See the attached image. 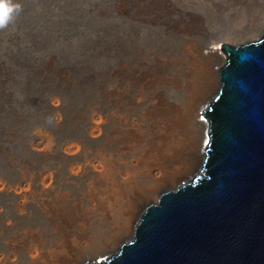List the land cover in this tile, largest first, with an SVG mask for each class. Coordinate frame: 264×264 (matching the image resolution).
I'll return each mask as SVG.
<instances>
[{
    "label": "rangeland",
    "instance_id": "obj_1",
    "mask_svg": "<svg viewBox=\"0 0 264 264\" xmlns=\"http://www.w3.org/2000/svg\"><path fill=\"white\" fill-rule=\"evenodd\" d=\"M13 2L22 11L0 30V264H35L39 246L66 252L69 237L46 210L49 203H58L60 216L98 205L89 213L91 263L109 252L107 259L133 236L115 250L120 220L104 212L105 192L114 184L125 188L120 174L146 162L160 133L155 96L183 101L204 82L207 62L214 100L227 59L222 45L261 38L264 0ZM209 102L198 107L201 118ZM48 135L54 145L44 149ZM102 163L113 170L109 181ZM138 177L139 210L141 198L157 202L158 185L149 172ZM164 178L173 182L170 172Z\"/></svg>",
    "mask_w": 264,
    "mask_h": 264
},
{
    "label": "water",
    "instance_id": "obj_2",
    "mask_svg": "<svg viewBox=\"0 0 264 264\" xmlns=\"http://www.w3.org/2000/svg\"><path fill=\"white\" fill-rule=\"evenodd\" d=\"M222 48L198 174L147 205L133 237L93 264H264V30Z\"/></svg>",
    "mask_w": 264,
    "mask_h": 264
},
{
    "label": "bare ground",
    "instance_id": "obj_3",
    "mask_svg": "<svg viewBox=\"0 0 264 264\" xmlns=\"http://www.w3.org/2000/svg\"><path fill=\"white\" fill-rule=\"evenodd\" d=\"M201 68V72H203V77L201 78H205L204 82L199 83L195 88L188 89L186 99H183V101L171 102L162 94L155 96L153 105H158L159 115H154L152 118L153 122H157L158 118L161 119L159 123L160 133L152 139L151 147L147 150L148 152L145 156L147 157L146 162H141L142 164L133 163L130 170L120 174L123 183L125 184V188L118 184H114L112 188L105 192V196L108 198L107 200H103V204L105 205L103 208L104 212H107L109 215L117 214L120 220V226L118 229L122 238L117 242L115 250L118 249L123 242L133 236L135 228L139 222L138 220L136 224V220L139 218V215L143 213L147 204H149V199L151 198L150 196L141 198V207L138 210L139 204L135 202L140 199L142 194L141 183L138 182L137 179L138 176H144V174H148V172L152 174L158 185L155 194H157L156 196L159 199L160 194L163 191L168 190V187H171L169 185H172L173 187L176 185V182L180 183L181 180L185 179L186 182H188V177L198 174V170L202 167L204 162L202 150L203 146L208 142L207 138L209 132L207 133L205 128L208 120L206 117L201 118L199 114L200 109L198 107L205 105L208 101L211 102L212 97L216 94L217 88L214 87L216 86L215 84L213 85V81H215L214 78L210 77L214 70L210 68V65L207 64V62L203 64ZM213 73L215 74V72ZM196 110L198 113H196ZM99 127L100 122L98 120L95 122L93 129L98 130ZM53 145L52 138L48 135L47 140L43 143V148L50 149ZM151 158H155V163L151 161ZM101 167L103 168L102 175L104 179L107 181L111 180L113 172L112 168L103 163ZM166 171L173 175L172 184L168 183L164 178ZM59 198L61 199L62 197ZM60 199H57V201ZM49 204L50 208H46V210L48 213H51L49 211L53 210V213L58 216V218L55 216V218H57V228L65 229V234L69 237V239H67L68 237L66 238L67 241L65 243L67 250L66 252L56 251V249L55 251H45L39 246L38 248H35L32 253V258L35 264H88V261L91 263L94 260V256L92 253V241L90 240L88 232L89 213L92 210H100L99 206L96 204L91 205L88 210L89 212L85 211L81 205L74 207V209L71 207L67 209L65 215L60 216L59 212L56 213L55 209V205L58 203ZM52 219L54 218L52 217ZM108 254L109 252L100 256L101 259H96L95 263L106 259L105 257Z\"/></svg>",
    "mask_w": 264,
    "mask_h": 264
},
{
    "label": "clouds",
    "instance_id": "obj_4",
    "mask_svg": "<svg viewBox=\"0 0 264 264\" xmlns=\"http://www.w3.org/2000/svg\"><path fill=\"white\" fill-rule=\"evenodd\" d=\"M21 11V4L14 3L13 0H0V30L13 23Z\"/></svg>",
    "mask_w": 264,
    "mask_h": 264
}]
</instances>
